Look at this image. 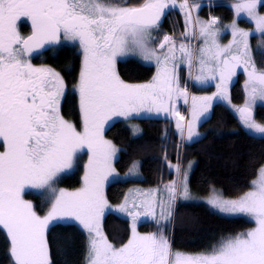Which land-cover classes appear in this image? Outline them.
I'll list each match as a JSON object with an SVG mask.
<instances>
[{"label": "snow or ice", "instance_id": "6c2138e0", "mask_svg": "<svg viewBox=\"0 0 264 264\" xmlns=\"http://www.w3.org/2000/svg\"><path fill=\"white\" fill-rule=\"evenodd\" d=\"M169 6V0H145L138 7H120L105 0H0V231L10 239L13 264H51L46 232L57 221H75L90 237L95 233L89 241L88 264H264V167L258 170V179L251 182V191L225 199L213 188V195L204 201L221 215L243 214L255 223L245 232L221 238L209 251H173L164 234V227L172 222L171 209L177 196L185 201L200 199L191 194L187 172L179 183L164 185L159 199H145L139 204L133 201L129 206L125 197L119 211L127 212L133 223L132 235L122 246L109 243L100 230V218L111 207L104 186L115 173L112 159L117 151L104 138L105 125L114 117L130 119L153 108L179 116L174 108L164 107L165 98L171 102L174 96L184 97L187 102V89L179 84L173 38L165 35L160 43L161 52L171 45L163 57L149 47L151 33L159 27ZM186 7L187 0L181 5ZM232 8L236 17L245 16L255 27L246 31L233 20V39L228 45L217 42L218 18L197 20L199 35L209 45L199 48L197 62L209 74L196 79L218 83L212 96L192 97L189 141L200 135L194 132V123L209 112L213 99L231 102L228 85L241 65L248 77L245 90L249 99L235 111L245 127L264 133V124L253 118L256 100L264 101V72H258L252 63L249 45L254 33L264 37V14L259 11L264 8V0H238ZM186 17L187 23L190 13ZM29 22L31 33L22 35L20 25ZM62 40L78 44L83 53L74 89L79 94L82 131L60 113L65 95L60 74L51 68L35 67L28 59L46 44ZM179 51L191 66L193 51L183 43ZM136 52L145 60L155 58L157 62V73L148 83H127L117 71L118 58ZM170 61L172 68L168 67ZM197 101L202 102L199 108ZM177 128L183 133L180 123ZM84 149L88 161L83 165L82 186L74 191L57 188L61 175L79 162ZM169 167L181 173L179 164ZM29 190L46 192L51 207L45 215H38L33 203L24 198ZM160 191L154 189L144 195ZM141 216L151 217L158 226L163 222V227L141 234L136 230Z\"/></svg>", "mask_w": 264, "mask_h": 264}, {"label": "trees", "instance_id": "16d2710c", "mask_svg": "<svg viewBox=\"0 0 264 264\" xmlns=\"http://www.w3.org/2000/svg\"><path fill=\"white\" fill-rule=\"evenodd\" d=\"M232 1L234 0H211L209 7L201 9V14L204 16L209 11L222 22L230 21L233 11L228 4ZM105 2L116 6L138 7L145 0ZM177 24L182 27L181 18L175 10H171L162 28L168 33H175L173 31ZM21 31L28 33L26 24L22 25ZM253 60L259 69H264V55L255 51ZM43 63L58 72L64 81L65 95L61 100V115L79 124L78 97L73 87L80 74L81 53L76 46L60 45L46 53ZM117 71L124 81L141 83L153 76L154 68L129 58L117 62ZM242 76H237L230 89L231 99L235 103H241L244 98ZM257 118L264 123V106L257 108ZM136 122L140 128L137 136H133L130 127L121 120L105 130V137L120 148L114 162L118 173L128 171L133 161L139 162L138 179L111 182L106 186L105 197L111 205L121 203L126 192L134 185L153 190L171 182L174 168H170V164L180 163L182 169L187 163L193 162L188 178L190 191L206 195L214 188L229 198L247 192L252 187L251 182L257 177L258 170L264 166V137H256L244 131L230 109L221 103L214 104L211 115L200 124L201 138L193 142L184 141L182 145L181 130L172 121L144 119ZM59 183L69 188L78 187L81 183L79 171L64 176ZM28 196L33 199L37 214H40L43 211L41 197L35 194ZM253 225L245 216L228 217L204 203L178 201L171 223L170 243L172 248L186 252L209 251L221 238L245 232ZM154 229L153 222L139 225V230L143 233ZM102 231L111 244L120 247L129 238V222L123 215L108 211L103 218ZM46 239L51 264H86L88 236L77 225L52 224L46 232ZM0 264H13L10 240L4 231H0Z\"/></svg>", "mask_w": 264, "mask_h": 264}, {"label": "rangeland", "instance_id": "374dc122", "mask_svg": "<svg viewBox=\"0 0 264 264\" xmlns=\"http://www.w3.org/2000/svg\"><path fill=\"white\" fill-rule=\"evenodd\" d=\"M205 1L206 0H189V2H190L192 7H190L189 4L187 3V7L186 8H181V5L185 4V0H174V2H173V0H169V5H170L168 7L169 11L178 9L179 12L182 13V16H183L182 19H181L182 27H179V25L177 24V27H175L174 31H173V32H175V34H173V35L172 34L171 35L170 34H166V33L164 34L161 31H160L161 33L156 34L155 32H157V28L153 29V31L151 33L152 40L149 43V47L156 48L157 49V54L160 55L161 57H163L165 54H168V49H169V47H171V45L169 44V45L165 46V48L163 49L162 52L159 50V45H160L161 42H163L164 36L168 35V36L173 38V41H174V43L176 45V49H177V51L175 53V56H176L175 65L177 67V74H178V77H179V84H180V87L182 89H184V88L187 89V102H185L184 97L177 98V97L174 96L173 100L171 102H168L167 99L165 98V102L167 103V105H166L167 108L170 109V106L173 104V108L175 109V112H179V116L171 115L172 119L170 121H172V123L174 125H177V123H180L182 125L183 133L180 134V143H181V145L183 144L184 141L192 142V141H194L196 139H199L202 136V132L199 130V126L204 120H206L211 115V109H212L213 105L216 104V103H221L223 105H226L230 109V111L236 117L239 126L244 131H246L247 133H249V134H251L253 136H256V137H264V133H259L255 129H249V128L245 127L242 124V122H241V120L239 118V113L237 111H235L236 108H239V107L244 105L246 99H249V96H248V94L246 93V90H245V83H246V81L248 79L246 73L244 74V78L242 80V88H243V91H244V98H243L242 102L241 103H235L231 99L230 89H231L232 84L237 79V74L240 73V71H238L236 73V76L233 77L232 81L228 85V94H229L231 102L228 103L227 101L222 100L220 98L213 99V101L211 102L212 106L209 109V112L206 115H204L200 120H198V121H196L194 123L193 130H194V132L199 133L200 135L194 136L191 141H189L187 139V136H188L187 124H188L189 121L192 120V105H193L192 97L212 96V94L217 91L216 84L218 83V80H207L206 82L202 83L201 81H198L196 79V77H198V76H200L203 79V77H205V76H207L209 74L206 70L202 71L201 70V65L197 62L198 58H199V51H198L199 48L200 47H208L209 46V45H205L204 44V38L199 35V27H200L199 24H198V27H197V16H199L197 12H198L199 8L205 3ZM237 2H238V0H234V1L230 2L228 5L230 6V8H232V5H234ZM193 5H198L199 7H193ZM120 7H130V6H120ZM232 10H233V8H232ZM259 11L261 12V14H264V9L260 8ZM186 13H190V21L187 22V23H186V20H188V17H186ZM202 18H204V16ZM212 18H213V15L208 17V20H211ZM232 19L236 20L238 26L240 28L246 30V31H251L255 27L254 23H252L250 20H248L243 15H241L240 17H236V15H234V12H233V18ZM161 21H162V18H161ZM231 24H232L231 21L222 22V21H220V18H219V22L215 26L217 29H219V31L223 30L225 28V26H229V27H227V30L230 32V34H229V36L231 38L230 41H232V39H233V37L231 35V28H230ZM218 39H219V35L217 37V42L219 41ZM249 41H250L251 52L254 50V48L256 50H258V46H259V49H260V50H258V52L261 53V50H264V37H262L260 33H254L252 36L249 37ZM182 43L187 45L193 51V62L191 64V66H189V64L187 63V59L183 58L182 54L179 52V45L182 44ZM60 44L61 45L76 46L78 51L81 53V66H82L83 53H82V50L80 49L79 45L78 44H74V43L69 42V41H63V40L61 41ZM129 58L137 59L138 61H140L144 65L152 66L154 68L153 76L156 75V73H157V62H156L155 58H153L151 60H145V59H143V56L141 54H139V52H136V53H130L127 56L119 57L118 61L127 60ZM254 65H255V68H256V70L258 72H264V69H259L257 64H255V62H254ZM168 67L169 68L173 67V62L172 61L169 62ZM238 69H242L243 70V65H241L239 68H237V70ZM80 70H81V67H80ZM217 75H218V73H217ZM153 76L148 81L141 82V83H132V84L148 83V82H150L152 80ZM78 82H79V78H78ZM78 82H77L76 85H78ZM127 83H129V82H127ZM76 85L73 87V90L75 89ZM75 93L77 94V97H78V109H79V115H80L79 124H76L72 120L65 119V118L64 119L69 121V122H71V123H73L77 127V130L82 131L83 127H82V117H81L80 108H79V94H78L77 91H75ZM201 105H202V102L201 101H197L198 108ZM259 106H264V101H260L259 99H257L255 105L253 106V118L255 119V121L257 123L264 124L262 121H260L257 118V108ZM149 113L150 112H148L147 110H143L138 115L134 114V117H132L130 119H125L123 117H114L111 121H109V123L107 125H105V130L110 125H112L114 122L121 120V121L125 122V124H127L130 127V129L132 131V135L133 136H137L140 133V128H139V125L137 124L136 121L142 120L141 118H143V119L151 118V117H145V118L143 117V116L148 115ZM158 116L159 115L154 116V117L156 118ZM160 116L164 117L165 114L160 115ZM180 116H183L184 119L180 120ZM105 130H104V138L106 140H109V139H107V137H105ZM134 130H135V134H134ZM113 145L117 149L116 154H115V156L112 159V166L114 167V162L117 159V156H118L120 148L118 146H116L115 144H113ZM80 157L81 158H80L79 162L72 169L67 170L65 173H63L61 175L60 179L58 180V182L55 185L57 188H63V189H66L68 191H74V190H76V189H78V188H80L82 186V181H83V176H84L83 165L86 164L87 161H88L87 149H84L80 153ZM137 164H139L138 161H133L132 164L130 165L129 170L126 171V172H123V173H118L115 170V173L111 177H109V180L105 183L104 195H105V190H106V186L108 185V183L117 182V181H125V180H130V179H135V180L138 179L139 174L137 173V171H135V168L133 167L134 165L137 166ZM177 164H179L180 168H181V164L180 163H177ZM190 164H191V168L189 169V165ZM193 166H194L193 162L187 163L186 165L183 166V168L181 169V173L179 175L176 173V171L174 169L173 170L174 178H173L172 181H177L179 183V181L183 177V173L184 172H187V175H188V178H189V175H190V172H191ZM262 167H264V166H262ZM130 169H132L131 172H130ZM77 171H79L80 178H81V183H80V185L78 187L69 188V187H65V186H63V185H61L59 183L60 180L64 176L70 175V174H72L74 172H77ZM257 179H258V175H257V177L254 180H257ZM171 182L165 183V185L169 184ZM163 187H164V185L159 187V188H154V189H160L161 191L158 192V193H155V194H150L148 196H145L144 193L150 192L151 189L148 188L143 193H134V192H137V191H133L135 188L145 189L144 187H141L139 185H134L126 192L125 197L127 196V198H128L127 203L129 204V206H131L133 201H135L137 204H139V203H141V201H143L145 199L146 200L159 199L161 193L163 192ZM252 188H253V186L248 191H251ZM217 192H218V194L222 195L219 190H217ZM34 194L38 195L42 199L43 211H41V213L38 214V215L43 216V215H45L47 213V211L51 207V204L49 202H46V192L44 190H29L28 194H26L24 198L27 199V200H30L33 203V207L35 205L34 201L28 195H34ZM191 194H192L193 197H198L200 199L185 201V200L181 199L179 196H177V199H176V201L173 204L172 209H171V211H172V221L174 219L175 207H176V204H177L178 201L187 202V203H189V202H192V203L193 202H198V203L207 204L204 201H206L210 196H212L213 192H209L206 195H199V194L194 193L193 191H191ZM242 195H240V196H242ZM125 197L123 198V201L121 203L117 204V205H111V204L108 203L111 207L105 209L104 214L100 218V221H99L100 230H101L102 235L104 237H105V235L103 234V231H102V222H103L104 215L108 211L112 212V213H121L123 215V217H125L128 220L129 228H130L129 238L131 237V235H132V223H133L132 217L130 215H128L127 212L119 211V206L121 204L125 203ZM238 197H235V198H238ZM223 198H225V199H235V198H229V197H225V196H223ZM208 206L211 207L210 205H208ZM133 210H137V209H133ZM140 210H142V209H140ZM159 212H160V209H159V207H157L156 208L157 217H159ZM216 212L218 213V211H216ZM235 216H245L246 218L250 219L249 217H247L246 215H243V214L232 215V216H228V217H235ZM251 221L254 223L253 220H251ZM143 222H153L155 224V229L153 231H151V232H148V233L158 232L159 228L163 227V222H161V225L158 226L156 221L153 220L151 217L141 216V218L136 222V230L139 233H141V234H148V233L140 232V230H139V225L141 223H143ZM55 223H72V224L77 225L78 227H80L87 234L88 241H90L91 237L95 236V233H92L91 237H90L89 232L87 230L83 229V227L81 225H79L78 222H75V221H57V222H54L52 224H55ZM171 223L168 224L166 227H164V234L168 237L169 241H170ZM253 227H255V223H254V225L251 228H253ZM10 248H11V244H10ZM172 249H173V251H179V252H184V253H199V252H186V251H183V250H179L178 248H172ZM86 264H88V254H87Z\"/></svg>", "mask_w": 264, "mask_h": 264}, {"label": "crops", "instance_id": "0c3cea01", "mask_svg": "<svg viewBox=\"0 0 264 264\" xmlns=\"http://www.w3.org/2000/svg\"><path fill=\"white\" fill-rule=\"evenodd\" d=\"M171 10V9H170ZM196 10V9H195ZM169 11V8H167V9H165V13L166 12H168ZM177 11L179 12V10L177 9ZM233 12H234V9H233ZM198 13V15H199V12H197ZM234 15H235V12H234ZM203 16H197V20H200V21H208L205 17L204 18H202ZM233 22V19L231 20V23ZM197 27H198V24H197ZM229 34H230V32L227 30V27H225L223 30H221V31H219V41H218V43L221 45V46H224V45H228L229 43H230V36H229ZM225 42V43H224ZM249 45H250V41H249ZM251 49V48H250ZM250 56H251V60H252V52L250 51ZM253 63V62H252ZM237 71H240V72H242L243 74H245V72L242 70V69H238V70H236V73H237ZM165 106V108H167V103L165 102V104H164ZM173 108V104L170 106V110ZM155 108H153V111L152 112H150L148 115H146V116H144V117H151V118H153V119H165V118H168V117H170L171 116V114L170 113H168V112H166V111H160V112H156L155 110H154ZM163 114H165V116L163 117V116H160V115H163ZM174 114V113H173ZM157 115H159L158 117H154V116H157ZM187 129H188V124H187ZM188 133V132H187ZM136 165V164H135ZM135 171H137V173H139V165L137 164V166H135ZM138 190V191H137ZM133 191H137V192H134V193H143V191L145 192L146 191V189H138V188H135ZM189 203H192V202H189ZM193 203H198V202H193ZM205 204V203H204ZM118 214H120V215H122L121 213H118ZM109 242V241H108ZM110 243V242H109Z\"/></svg>", "mask_w": 264, "mask_h": 264}, {"label": "flooded vegetation", "instance_id": "af4514ba", "mask_svg": "<svg viewBox=\"0 0 264 264\" xmlns=\"http://www.w3.org/2000/svg\"><path fill=\"white\" fill-rule=\"evenodd\" d=\"M162 19H164V16L162 17ZM218 21H219V20H218ZM220 21H221V20H220ZM162 22L164 23V20H163ZM161 24H162V23H161ZM22 25H23V23L20 25V31H21ZM26 25H27V24H26ZM27 28H28V25H27ZM29 33H30L29 28H28V33H23V31H21V34H22V35H25V36H27ZM60 45H61V44H59V45H58L57 47H55V48H58ZM50 50H52V49H50ZM50 50H47V51L42 52V53H34V54L30 55V56L28 57V59H29L30 62L33 64V66H35V67H46V68H51L50 66L46 65L45 63H43L46 53L49 52ZM51 69H52V68H51ZM237 72H238V71H237ZM240 73H241V72H240ZM240 73H238L237 76H238ZM61 100H62V98H61ZM60 105H61V103H60Z\"/></svg>", "mask_w": 264, "mask_h": 264}, {"label": "water", "instance_id": "95a60500", "mask_svg": "<svg viewBox=\"0 0 264 264\" xmlns=\"http://www.w3.org/2000/svg\"><path fill=\"white\" fill-rule=\"evenodd\" d=\"M27 24H28V26H29L30 33H31L30 22L27 23ZM57 45H58V44H46L42 49H39V50L33 52L32 54H34V53H42V52H45V51H47L48 49H50V48H52V47H55V46H57ZM32 54H31V55H32Z\"/></svg>", "mask_w": 264, "mask_h": 264}]
</instances>
